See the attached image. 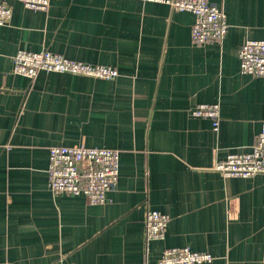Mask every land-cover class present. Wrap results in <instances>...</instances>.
I'll return each mask as SVG.
<instances>
[{"label":"crops","instance_id":"0c3cea01","mask_svg":"<svg viewBox=\"0 0 264 264\" xmlns=\"http://www.w3.org/2000/svg\"><path fill=\"white\" fill-rule=\"evenodd\" d=\"M7 2L0 25V264H154L164 248L210 253L200 264H264V174L224 176L228 153L249 150L264 124V77L240 70L239 48L264 39V0H210L221 42L195 44L193 15L141 0ZM48 50L114 67L102 79L14 73L17 50ZM218 103L219 127L194 116ZM119 150L102 204L47 185L48 149ZM167 214L164 237L144 238L147 210Z\"/></svg>","mask_w":264,"mask_h":264},{"label":"built area","instance_id":"2783aa9c","mask_svg":"<svg viewBox=\"0 0 264 264\" xmlns=\"http://www.w3.org/2000/svg\"><path fill=\"white\" fill-rule=\"evenodd\" d=\"M24 7L47 10L50 0H19ZM167 4L176 11L193 15L190 37L195 44L221 42L227 32V23L221 7L210 0H141ZM11 6L0 1V25L8 24ZM240 70L245 74L264 77V39H246L239 48ZM14 73L33 78L41 71L66 72L75 75L113 79L118 75L114 67L91 64L66 58L42 50H17L13 56ZM194 116L209 118L214 130L219 127L218 103H200L190 109ZM224 176L252 177L264 174V124L249 150L228 153L215 164ZM119 174V150L111 147H92L85 144L53 145L48 149L47 185L54 193L82 195L89 204H102L115 188ZM167 214L149 209L144 216L145 243L164 237ZM214 257L188 246L164 248L154 264H200Z\"/></svg>","mask_w":264,"mask_h":264}]
</instances>
